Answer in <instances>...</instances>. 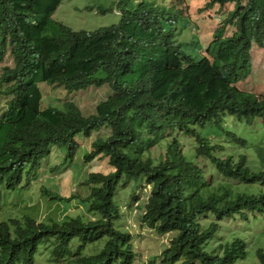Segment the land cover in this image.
Returning <instances> with one entry per match:
<instances>
[{"label":"trees","instance_id":"trees-1","mask_svg":"<svg viewBox=\"0 0 264 264\" xmlns=\"http://www.w3.org/2000/svg\"><path fill=\"white\" fill-rule=\"evenodd\" d=\"M62 2L0 0V61L10 54L14 63L0 74V204H14L4 191L21 202L0 225V264H35L49 240L54 260L70 257L60 264H135L117 226L114 183L141 180L150 185L141 221L173 233L163 264H264L263 247L252 252L245 240L221 235L223 220L264 215V95L246 82L264 77V0H207L199 18L187 7L184 16L149 0H117L119 23L95 31L58 22ZM198 20L214 28L205 47L194 33L182 36ZM46 87H106L109 95L85 117L71 101H47ZM94 133L83 158H105V172L89 175L98 184L91 197L74 195L92 221L37 222L14 193L29 189L24 174L36 178L53 149L71 157L77 140ZM41 184L39 195H53L55 186ZM209 216L215 220L203 225Z\"/></svg>","mask_w":264,"mask_h":264},{"label":"rangeland","instance_id":"rangeland-1","mask_svg":"<svg viewBox=\"0 0 264 264\" xmlns=\"http://www.w3.org/2000/svg\"><path fill=\"white\" fill-rule=\"evenodd\" d=\"M117 0H63L62 4L58 8L55 13V19L58 22L63 23L64 25L72 28L76 31H95L103 27H108L112 25H116L120 21V12L116 10V2ZM189 5L187 6L182 0H149L152 7H165V9L169 12L177 11L180 9L182 15H187V8L193 13L196 18H199L197 14L194 12H198L202 16V13L199 12V8L204 6V3L207 0H187ZM187 7V8H186ZM207 14L206 12H203ZM213 18V17H212ZM211 19V17H209ZM218 19V18H217ZM197 25L199 28L195 32V28L191 29L189 32L182 34L184 39H189L190 34L198 35L200 46H206V44L212 39V33L214 28L211 26L210 22H203V20H198ZM197 36V37H198ZM202 47L201 52L204 53V48ZM260 58L256 59L255 62H260ZM263 62V61H261ZM9 66L13 67V58L10 54L4 57L2 61H0V74L3 71V67ZM260 67L264 68V64ZM250 76L246 82L250 85L248 86V90H252L255 94L264 95V77L263 79H259L258 76ZM254 79V81H253ZM109 95L108 89L106 87L94 88L91 87L85 91H80L73 94H66L65 90L60 89H51L50 87H46L43 90V97L47 101H51L53 104H61L64 102L71 101L75 103V105L81 110L83 116L88 117L95 113V108L98 103L107 98ZM4 106V102H1L0 108L2 109ZM258 124H261V121H257ZM261 128V126H259ZM100 135H104L103 132H100ZM98 136L97 133H94L93 136L89 139L86 137H81L77 141L80 144V149L77 157H79L80 164H77L78 167H82V170L78 171V174L82 172H89L87 170L88 165L83 164V158H81L85 153L89 152L91 149V143ZM65 150L64 149H53L51 156L44 162V166L46 167H55L60 166L63 169L64 160H65ZM104 159L98 158L91 163V173L97 172H105L104 171ZM251 166L254 163L250 164ZM111 168V167H110ZM54 169V168H53ZM65 169V168H64ZM112 169V168H111ZM44 170V169H43ZM52 175H48L47 178L55 177L54 180L48 181V185L55 184L59 187V194L63 193L65 195L69 194V177L61 171L54 170L51 172L52 168H45ZM43 171L42 174H39L38 177L41 178L39 183L35 182V186L30 191L32 199L30 197L29 191L23 195V198L27 200L28 203L33 202V207H35L34 213L36 215H41V219L46 220L49 215L52 217H57L59 220L65 213L68 211H58L55 212V209L52 206H49L48 201H46L47 197L39 195L40 184L44 179V174L46 171ZM89 174V175H90ZM89 175L87 180L89 179ZM209 174H206V177L209 178ZM74 182H76L73 179ZM83 181V180H81ZM80 182V181H78ZM79 185L81 183H77ZM98 184L89 183L87 185H83L82 188H77L76 193L80 195L81 198L91 197L90 191L93 187ZM82 186V185H81ZM114 194L118 200L119 208V220L117 222V226L120 231L126 232L129 235L131 252L134 255V261L136 264H163L165 251L167 245L169 243V239L173 237V233L168 234H159L154 229H149L148 226L141 221L142 215V206L146 203L149 195H150V186L145 183V180H141L140 183H131L127 184L123 181H118L114 183ZM73 192L71 191L70 194ZM8 197V196H7ZM134 198H137L135 200ZM7 202L14 203L8 204V206H2L0 204V209L5 208L3 212L0 210V218L13 217L14 214L10 213L8 210L13 209L16 205V208L20 207L21 203L13 198H8ZM84 204L80 202V204H76L75 200L73 201L72 207L69 208V212L66 216H72V214H80L84 212L86 215V211L83 208ZM15 208V209H16ZM39 210V211H37ZM75 215V216H76ZM65 216V217H66ZM203 221V225L209 223L210 220H215L213 216H209ZM222 228V237L229 238L233 240L234 238H241L248 242L249 249L252 252L257 251L258 247L264 248V215L257 213H249L248 219L245 218H237V219H228L223 220L221 222ZM48 247H39V252L35 259V264H56L53 260L52 252L53 247L49 244L44 243ZM256 256L255 261L258 262ZM242 264H251L249 261L243 262Z\"/></svg>","mask_w":264,"mask_h":264},{"label":"clouds","instance_id":"clouds-1","mask_svg":"<svg viewBox=\"0 0 264 264\" xmlns=\"http://www.w3.org/2000/svg\"><path fill=\"white\" fill-rule=\"evenodd\" d=\"M258 121H261V124H258V127L259 126H261V128L262 129H264V126L262 125V123H263V121L262 120H258ZM264 130H262V132H263ZM91 151V149L89 150V152ZM78 153H79V150H78V152L75 154V155H73V156H71V157H69L68 156V154H67V152L65 151V160H64V165H62V166H64L63 167V169H61V167L60 166H55V167H46V166H44V162L46 161L45 159L43 160V166H42V169H40L39 170V174H42L43 173V171L45 170V168H52V170H51V172H54V170H58V171H61L62 173H66V172H68V173H66V174H61V175H66L67 177H69V182H70V185H69V194L68 195H65V194H63V193H61V194H59V187L58 186H56V182H55V184H49L50 186H55L56 188L54 189V191H53V195H50V196H56V198H55V200H51V198H50V196H46L47 198H46V201H48V204H49V206H52L53 205V207H54V209H55V212H58V211H65V210H67L68 212H69V208H68V205L70 204V203H72L73 204V201L75 200V203L76 204H80V203H77L76 202V199H78L77 198V196L74 198V195L75 194H77V195H79L78 193H76V189L77 188H82L83 187V185H86V184H83L85 181L86 182H88V180H87V178L86 177H88V175L91 173V171L90 172H87V173H85V172H82L81 174H78V171L79 170H82V167H78L77 166V164H80V162H79V157H77V155H78ZM88 153V152H87ZM67 154V155H66ZM85 155V154H84ZM84 155L81 157V158H83L84 157ZM51 156V155H50ZM67 157V158H66ZM83 164H81V165H85V164H87L88 165V167H87V169L89 168V167H91V163L93 162H90V163H88V162H86V160L83 158ZM95 161V160H94ZM54 168V169H53ZM65 168V169H64ZM44 169V170H43ZM46 172H45V174H44V179H43V181L41 182V183H43V182H46L47 184H48V181H51V180H54V178L55 177H52V178H47L48 177V175H52L48 170H45ZM23 179L26 181V182H28L29 183V189H27L26 191H24V192H21V194L19 193V191H14V193H17L18 194V196L19 197H21V201L23 200V202L25 203V205L27 206V208H30V206H31V208L33 207V202L32 203H28L27 202V200L26 199H24L23 198V195L25 194V193H27L28 191H29V193H30V191L32 190V188L35 186V182H37V183H39V181H41V178H39L38 176L36 177V178H32V175H30V176H27L26 174H24V177H23ZM46 179H51V180H46ZM73 179L76 181V182H74L73 181ZM81 180H83V181H81ZM78 181H80V182H78ZM82 182V186H80L79 184H76V183H81ZM40 183V184H41ZM89 183V182H88ZM150 186V185H149ZM2 187H4V186H2ZM71 191L73 192L72 194H70L71 193ZM30 195H31V193H30ZM8 192L7 191H4V193H3V199H8ZM80 196V195H79ZM15 198V199H17L18 197L17 196H15V194H12L9 198L11 199V198ZM61 199V200H60ZM83 199V198H82ZM117 199V198H116ZM18 200V199H17ZM19 202H20V200H18ZM21 203V202H20ZM84 206V205H83ZM90 208V207H89ZM119 208H120V205H119ZM33 209L35 210V207H33ZM31 211V210H30ZM37 211H39V210H37ZM68 212L67 213H65L61 218H63V219H61V220H59V218H57V217H52L51 215H49L48 217H47V219L46 220H44V219H41V215H36L35 216V213L33 212L32 213V215L35 217L34 219H36L37 220V222H42V223H46V224H50V225H53L52 223L53 222H58V223H62L65 219H67V217H72V216H75L76 214H72V216H66L67 214H68ZM86 213H87V215L85 214V215H80V214H78V215H76V217H78V216H80L81 217V219H82V227H84V226H88L87 225V223L88 222H90V221H92L91 219H89L88 218V216H90L91 218H92V216L90 215L91 214V212H89L88 211V209H87V211H86ZM66 216V217H65ZM82 216H84V218L82 217ZM14 218H15V216H13ZM8 222V219L7 218H0V225L1 224H4L5 222ZM43 243H47V244H49L51 247H53V249H54V243H53V240H49V241H44ZM69 258L70 257H64V258H62L60 261H58V260H54L55 261V263L56 264H60V263H63V262H66V261H68L69 260ZM72 259V258H71ZM133 261H134V258H133ZM134 263H135V261H134ZM136 264V263H135Z\"/></svg>","mask_w":264,"mask_h":264}]
</instances>
